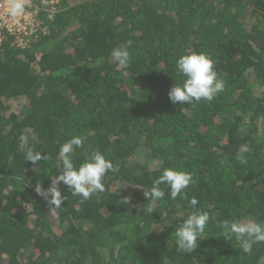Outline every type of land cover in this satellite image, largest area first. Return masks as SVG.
Listing matches in <instances>:
<instances>
[{"label":"trees","instance_id":"1","mask_svg":"<svg viewBox=\"0 0 264 264\" xmlns=\"http://www.w3.org/2000/svg\"><path fill=\"white\" fill-rule=\"evenodd\" d=\"M43 6L45 31L0 49V264H264V243L244 253L225 220L264 221V0H59ZM130 54L127 67L111 56ZM204 51L224 90L211 102L171 103L175 61ZM25 100L20 112L16 100ZM79 165L100 150L118 171L87 201L62 182L46 190L59 147L72 136ZM49 160H25L21 137ZM241 160L246 162L242 163ZM190 172L188 199L210 214L191 253L175 229L187 199L152 202L162 168Z\"/></svg>","mask_w":264,"mask_h":264},{"label":"clouds","instance_id":"2","mask_svg":"<svg viewBox=\"0 0 264 264\" xmlns=\"http://www.w3.org/2000/svg\"><path fill=\"white\" fill-rule=\"evenodd\" d=\"M27 0H13L11 15L19 16L24 13ZM111 56L121 66L127 67L130 62V54L124 48H114ZM176 71L183 77L179 83H174L169 89L168 96L173 104H192L200 101L211 102L225 88V83L219 78L213 66L211 56L204 51H191L181 54L175 61ZM20 148L25 152V160L37 164L40 161L49 160L47 154L41 151H33L21 137ZM84 146V138L72 136L59 147V160L56 168L61 169L59 174L49 176L50 186L44 190L40 184L36 186V192L45 197L52 209H59L66 199L61 194L58 185L62 182L68 187L73 196L81 198V202L87 201L94 194L104 192V179L109 172L118 171L117 166L106 158L100 151L95 150L87 156L82 163L77 165L73 159L76 148ZM242 163L246 162L241 160ZM193 183L190 172L176 167H164L160 174L151 182V187L146 188L144 196L149 201L155 202L165 197L164 185L169 190V196L175 200L177 197L187 199L192 209L178 228L175 229V242L177 249L184 253H191L197 248L198 241L205 239L204 233L210 220L208 211L198 207V199H188L185 189ZM226 240H235L239 243L244 253H251L253 245L264 243V221L254 218L225 220L221 224Z\"/></svg>","mask_w":264,"mask_h":264},{"label":"built area","instance_id":"3","mask_svg":"<svg viewBox=\"0 0 264 264\" xmlns=\"http://www.w3.org/2000/svg\"><path fill=\"white\" fill-rule=\"evenodd\" d=\"M13 0H0V49L7 36H14L18 46H24L31 36L42 30L39 18L41 8L47 6L48 11L56 10L58 0H27L25 11L19 16L11 15Z\"/></svg>","mask_w":264,"mask_h":264},{"label":"rangeland","instance_id":"4","mask_svg":"<svg viewBox=\"0 0 264 264\" xmlns=\"http://www.w3.org/2000/svg\"><path fill=\"white\" fill-rule=\"evenodd\" d=\"M58 2H59V0H58ZM57 5H58V3H57ZM57 5H56V7H55L56 10L49 11V12H50V16H53L54 13L58 10L59 7H57ZM41 22H42V20H41ZM45 30H46V28H45V26H43L42 31H45ZM24 103H25V100H23V99L16 100V101L13 102V108H14L17 112H20L21 109H22V107L24 106Z\"/></svg>","mask_w":264,"mask_h":264}]
</instances>
